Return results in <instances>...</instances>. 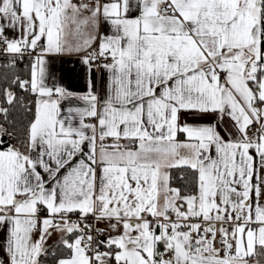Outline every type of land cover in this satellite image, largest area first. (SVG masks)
<instances>
[{
	"label": "snow or ice",
	"instance_id": "obj_1",
	"mask_svg": "<svg viewBox=\"0 0 264 264\" xmlns=\"http://www.w3.org/2000/svg\"><path fill=\"white\" fill-rule=\"evenodd\" d=\"M0 52V264H261L264 0H0Z\"/></svg>",
	"mask_w": 264,
	"mask_h": 264
},
{
	"label": "crops",
	"instance_id": "obj_2",
	"mask_svg": "<svg viewBox=\"0 0 264 264\" xmlns=\"http://www.w3.org/2000/svg\"><path fill=\"white\" fill-rule=\"evenodd\" d=\"M10 37L14 34L11 30L7 33ZM47 71L49 72L48 83H53V78L56 83L63 85L70 91L77 93H85L87 91V84L82 71V65L80 64L79 58L76 56L69 55H52L49 57L47 64ZM93 79L96 81L97 89L102 88V80L98 78L97 73H93ZM64 106H67V102H64ZM82 106V104H81ZM5 237V233L0 231V243H2ZM4 255L3 251L0 250V257ZM264 264V257H256Z\"/></svg>",
	"mask_w": 264,
	"mask_h": 264
},
{
	"label": "trees",
	"instance_id": "obj_3",
	"mask_svg": "<svg viewBox=\"0 0 264 264\" xmlns=\"http://www.w3.org/2000/svg\"><path fill=\"white\" fill-rule=\"evenodd\" d=\"M9 64V59L6 55L0 54V88L7 87L9 82L14 79L15 76H20L21 78L25 77L26 68L25 62H17L16 67H5V65ZM17 95H24L27 99V94L23 93L22 90L16 89ZM26 119V114L23 108L17 106L15 109L11 110L9 113V120H15L16 126L19 125ZM3 116L0 115V123H3ZM7 140V137H4ZM174 181L173 183L180 182V172L174 171Z\"/></svg>",
	"mask_w": 264,
	"mask_h": 264
},
{
	"label": "built area",
	"instance_id": "obj_4",
	"mask_svg": "<svg viewBox=\"0 0 264 264\" xmlns=\"http://www.w3.org/2000/svg\"><path fill=\"white\" fill-rule=\"evenodd\" d=\"M0 54H3L2 52H0Z\"/></svg>",
	"mask_w": 264,
	"mask_h": 264
}]
</instances>
